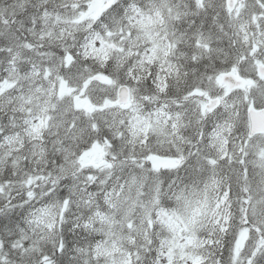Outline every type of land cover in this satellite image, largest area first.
<instances>
[{
	"label": "clouds",
	"instance_id": "9594fccd",
	"mask_svg": "<svg viewBox=\"0 0 264 264\" xmlns=\"http://www.w3.org/2000/svg\"><path fill=\"white\" fill-rule=\"evenodd\" d=\"M261 115L264 0H0V264H264Z\"/></svg>",
	"mask_w": 264,
	"mask_h": 264
},
{
	"label": "snow or ice",
	"instance_id": "6c2138e0",
	"mask_svg": "<svg viewBox=\"0 0 264 264\" xmlns=\"http://www.w3.org/2000/svg\"><path fill=\"white\" fill-rule=\"evenodd\" d=\"M259 123L264 124V115H261L259 117ZM248 231H249V229L248 228H245L241 232V237L243 238L244 236H246L247 233H248ZM260 244L261 245H264V238H261ZM239 252H240V248H239V245H237V247L235 249V253H236V256L237 257L239 256ZM171 255H172L171 252H169V256H171ZM253 255H255V253H253ZM168 264H172V260L171 259H169ZM191 264H202V260L198 256H193V257H191ZM248 264H252L251 257L249 258Z\"/></svg>",
	"mask_w": 264,
	"mask_h": 264
}]
</instances>
